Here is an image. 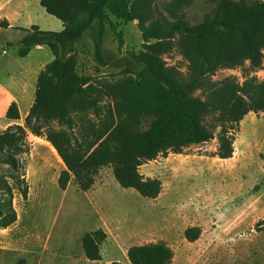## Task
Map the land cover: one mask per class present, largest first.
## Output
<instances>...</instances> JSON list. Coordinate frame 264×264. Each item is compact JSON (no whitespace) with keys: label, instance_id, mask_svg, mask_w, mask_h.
<instances>
[{"label":"trees","instance_id":"obj_1","mask_svg":"<svg viewBox=\"0 0 264 264\" xmlns=\"http://www.w3.org/2000/svg\"><path fill=\"white\" fill-rule=\"evenodd\" d=\"M196 1L41 0V7L62 22L63 31H43L38 26L23 30L26 35L19 43L20 58H27L37 47H47L54 60L38 77L35 103L24 125L0 131V154L9 167V174L0 173V230L18 222L15 188L9 179L28 200L20 157L29 153V133L45 139L62 159L66 169L58 185L64 192L73 182L87 193L100 172L112 168L122 189L157 200L163 183L145 177L141 167L171 152L182 154L214 140L209 119H215L220 128L219 149L214 156L220 160L234 157L240 124L250 114H264V80L252 76V72L264 69V0H211L215 6L211 14L193 26L185 10ZM121 23H137L144 44L141 52L130 55L143 71L115 84L96 85L91 77L80 76L77 45L86 33L97 28L95 57L107 66L104 38L109 27L122 49ZM0 28L10 29L11 25L4 19ZM176 49L189 64L187 79L166 62L165 57ZM247 66L243 83L234 78L211 81L218 71ZM198 92L202 95L197 96ZM102 99L111 100L113 106L100 130L86 128L80 138H72L52 128L57 124L73 129L76 113L93 111L99 115ZM6 118L21 120L16 102L9 105ZM145 119L152 121L147 130L141 128ZM201 234V229L194 227L185 232V238L194 243ZM106 239L102 230L84 237L88 260H102ZM128 260L130 264H172L174 251L164 242L134 246Z\"/></svg>","mask_w":264,"mask_h":264},{"label":"rangeland","instance_id":"obj_2","mask_svg":"<svg viewBox=\"0 0 264 264\" xmlns=\"http://www.w3.org/2000/svg\"><path fill=\"white\" fill-rule=\"evenodd\" d=\"M40 3L41 0H15L6 10L9 15L18 11L21 16L14 17L17 29L0 32V100L3 93H20L16 84L24 86L26 94L33 89L35 96V76L54 60L47 47L34 51L28 59L19 57L23 30L38 26L43 31H63L62 22L49 15ZM214 8L211 0H197L185 15L194 26ZM120 30L124 34L122 49L109 27L104 38L107 66L100 65L95 57L97 28L86 33L77 45L80 76L91 77L96 85L115 84L143 71L130 55L141 52L144 44L137 23H121ZM165 59L187 79L189 64L177 49ZM30 69H35L34 73L28 72ZM247 69L248 66L243 70H221L211 81L234 78L243 83ZM252 76L264 80V69L252 72ZM112 106L111 100L102 99L99 115L93 111L76 113L73 129L57 124L52 128L80 138L86 128L100 130ZM27 109L23 102L22 126ZM3 111L0 106V114ZM7 122L6 117L0 119V131L8 129ZM151 122L143 120L141 128L147 130ZM207 125L214 129V140L185 149L182 154L171 152L141 167L145 177L163 183L157 200L122 189L112 168L102 170L87 193L73 182L63 192L58 185L65 170L60 157L53 160L48 142L29 133V153L20 157V175L25 178L29 196L25 201L9 179L15 188L14 207L17 201L21 218L11 231L0 230V264H73L71 256L82 259L84 237L100 230L107 239L101 247L102 261L97 264H130L128 252L132 247L159 242L173 249L172 264H264V114H250L240 124L235 133L236 155L230 160L214 156L219 149L220 128L215 119H209ZM4 160L0 154V173L9 174ZM194 227L200 228L202 234L190 243L185 232Z\"/></svg>","mask_w":264,"mask_h":264},{"label":"crops","instance_id":"obj_3","mask_svg":"<svg viewBox=\"0 0 264 264\" xmlns=\"http://www.w3.org/2000/svg\"><path fill=\"white\" fill-rule=\"evenodd\" d=\"M14 1H15V0H6V1L0 0V20L7 19V20L9 21L10 25H11V28H10V29H2V28H0V32H2V31L7 32L8 30H13V29L17 28V27L15 26V20H14V17L17 18V17L21 16V13L18 12V11H14L12 15H9V14L6 13L7 8H8V7H9ZM17 9H21V7H18ZM25 35H26V33H25ZM45 48H46V47H37V48H35V49L30 53V55L27 57V59L30 58V57L34 54V51H42V50H45ZM34 71H35V69H30L28 72L34 73ZM39 74H40V73H39ZM39 74H37V75L35 76V80H34V82L38 80ZM17 87H19V89L22 90V91H20V93H19V92H15L14 94H11L10 91H9L8 93L6 92L5 94L3 93V95H2L3 98L0 100V106L4 107V111L2 112V114H0V119L6 117L7 110H8V108H9V105H10L12 102H16V103L18 104L19 109H20V112H21V104H22L23 102H26V104H27V106H28V109H27V115H28V113L30 112V109L32 108V106L34 105V103H35V96H34L33 91L31 92V90H33V89L30 90V93L26 94V92L24 91V86H21V85H19V84H16V89H17ZM0 88H1V85H0ZM35 93H36V92H35ZM24 98L27 99V100H25ZM21 116H22V115H21ZM23 119H24V117H22V119H21L20 121H18V122H14V121H9V120H8V122L5 123V128H9V127L14 126V125H20V124H21L20 122H21ZM30 134H31V133H30ZM48 144H49V146H50V148H51V150H49V151H50L51 155L54 157L53 160L57 159L56 156H59L58 153H57V151L53 148V146H52L50 143H48ZM59 159H60L61 163L63 164V166H65L64 163H63V161H62V159H61V158H59ZM65 169H66V167H65ZM63 192H64V191H63ZM18 204H19V202H18ZM15 208H16L18 214H19L18 219H20V218H21V215H20L19 210L17 209V201H15ZM18 222H19V221H18ZM18 222H17V223H18ZM13 226H14V225H13ZM11 230H12V227H10V228L7 229V230H1V231L9 232V231H11ZM104 233H105V232H104ZM105 234H106V233H105ZM106 235H107V234H106ZM81 252H82V256H81L82 259H81V260H80V258L76 259V258H74L73 256H71L72 258H70V259L72 260L71 262H72L73 264H97V263H100V262L102 261V260H101V261H97V262L90 261V260L87 259L86 255H85V252H84V251H81ZM39 258H40V257H38V260H39ZM102 258H103V256H102ZM40 261H41V260H40ZM34 262H35V261H34ZM40 264H43V261H42V263H40ZM55 264H56V263H55Z\"/></svg>","mask_w":264,"mask_h":264},{"label":"bare ground","instance_id":"obj_4","mask_svg":"<svg viewBox=\"0 0 264 264\" xmlns=\"http://www.w3.org/2000/svg\"><path fill=\"white\" fill-rule=\"evenodd\" d=\"M236 155V154H235Z\"/></svg>","mask_w":264,"mask_h":264}]
</instances>
